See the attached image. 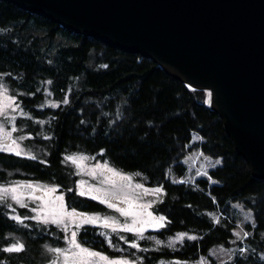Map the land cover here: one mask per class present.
Wrapping results in <instances>:
<instances>
[{
    "label": "trees",
    "instance_id": "obj_1",
    "mask_svg": "<svg viewBox=\"0 0 264 264\" xmlns=\"http://www.w3.org/2000/svg\"><path fill=\"white\" fill-rule=\"evenodd\" d=\"M0 80L17 91L28 114L19 123L32 134L28 147L33 153L0 151V184L26 179L54 183L67 193L70 208L103 212L104 204L77 193L74 166L66 162L75 152L95 155L164 189L165 198L155 207L164 217L161 236H195L172 250L142 240L140 264L202 257L211 264L212 249L230 247L235 238V205L252 211L254 221L245 225L250 233L241 243L245 252L228 264H264V179L254 176L237 151L223 118L211 109L209 91L192 88L141 54L1 0ZM194 134L201 140L194 142ZM193 150L222 162L195 184L178 182L175 177L187 176L183 160ZM9 205L0 202V264H44V243L60 242L52 235L56 228L50 233L35 222L24 226L12 214L27 210ZM19 239L22 251H3ZM80 239L97 252L122 253L116 240L112 247L92 226L81 230Z\"/></svg>",
    "mask_w": 264,
    "mask_h": 264
},
{
    "label": "water",
    "instance_id": "obj_2",
    "mask_svg": "<svg viewBox=\"0 0 264 264\" xmlns=\"http://www.w3.org/2000/svg\"><path fill=\"white\" fill-rule=\"evenodd\" d=\"M141 54L194 89L264 179V0H1Z\"/></svg>",
    "mask_w": 264,
    "mask_h": 264
},
{
    "label": "rangeland",
    "instance_id": "obj_3",
    "mask_svg": "<svg viewBox=\"0 0 264 264\" xmlns=\"http://www.w3.org/2000/svg\"><path fill=\"white\" fill-rule=\"evenodd\" d=\"M0 85H3V87L0 88V92L3 93V95H0V106H3L5 109L4 115H0V128H2L3 130L2 132H0V145H7L10 144L12 140H16L17 145L20 149V155L33 156V153H31L32 148L28 147V141L32 137V134H30L26 130L24 124L22 125L19 123V118L25 116L27 117L28 114L22 109L21 104H19V95L17 91H13L10 85L4 80H0ZM51 103L56 105L54 101ZM8 105H10L11 107H8ZM3 133H8L9 135L5 137ZM21 137H23V139H21ZM193 140L194 142H198L201 140V138L198 135L194 134ZM1 152L15 153L14 151L7 150ZM67 157H73L76 160L75 163H73V161L69 159H67L66 162L68 164H72L71 166H74V173L77 176V193L79 194L81 191H85V197L87 198H91V196L95 194L98 197V199H96L95 201L101 203L100 200L105 199V202L102 204H104L107 208L103 212L88 213L76 211L77 213H85L88 216L99 217L100 219L94 224H84L82 220L78 218H66V224H52L51 222L44 223V212L43 210L39 209V205L49 200V197H45L43 191H37L34 194L35 197H43V199H32L29 198V193L32 192V189H28L26 187L19 188L17 195L23 193V195H20V199L26 205V207L23 208L27 210L28 214H26V212L20 213L16 210L12 214V216L20 217V220L18 221H20L24 226L29 225L28 223L30 222H35L37 226L42 229V231H49L50 233H52L50 230L52 227H54L56 228V230L53 231L52 235L55 239H60V242H58L59 244H52L49 242L44 243V252L48 256V260H46L44 264H52L53 261H55L56 264H64L65 255L68 256V264H73L70 252L66 251V253L64 254H57L53 251H50V249L54 248L68 250L70 248V244L69 240L65 238H70L72 232L77 233L76 239L78 243H81L84 247L93 250L89 246L84 245L80 239L81 230L87 226H92L98 234L103 236L106 241H108V243L110 242L109 245L111 244L112 247H116L117 243L120 253L122 252L121 255L119 257H114L106 254L107 256L117 259L126 258L129 261H135V264H140L139 261H143V259L141 258L143 255V246L141 245L142 240L149 241V243L151 242V245L154 248L166 247L172 250L178 248L180 244L184 243V241L189 237H195L194 235L185 232H179L166 237H163L158 233V231H161L165 227V222L164 220L159 221L158 219L153 221L152 218L162 217L161 215L156 214L157 212L155 210V207L165 198V192L161 187H150L149 185H147L146 177L143 176V174L123 171L111 164L109 161L101 160L95 155H90L84 152L71 153L68 154ZM80 157H84L85 159L81 160ZM216 160L218 159L205 156L201 150H193V152L189 153L185 160H183L188 167V173H186L187 176L179 178L175 177V179L178 180V182L195 184V181L198 178L209 176L208 172L221 164H216ZM97 165H99V167H97ZM107 168L113 169V171L118 174L113 175V173L107 171ZM92 173H94V175H92ZM26 182L32 183L34 187H55L57 191L50 194V196L54 198L55 196L62 194L64 196L65 209L67 211H70L72 209L67 204V193L62 192L60 187L54 183L41 180L26 179L18 180L16 182L8 184L2 183L0 184V188L16 187L17 185H22ZM137 183L142 184L143 188L139 190L135 189V185ZM89 188L99 189V191L88 193L87 189ZM157 188L160 189V192L154 191ZM105 192L115 195H109L107 198H105L103 196V193ZM11 195V193H8L5 199L0 200V202H9V204L15 205L16 209L21 208L19 204L11 199ZM126 196L132 198L135 204L145 206L150 205V207H146L143 210L139 208L133 209V211L141 212V215L138 217L140 220L149 221V223H145L143 225L142 233L140 234H137L136 232L123 231L122 226L126 223L130 224L132 218H126L119 212H117L114 208L108 207V203H113L120 208L127 209L128 204L121 203V201H123ZM234 208H236L235 210H237L236 218H238L239 220V222H237V229L235 230V238L230 247L218 246L212 249L211 256L214 258V261L212 260L211 264L212 262L214 264H228L237 259V257L241 256L246 250L245 247H241V243H244L246 238L250 234L246 231L245 225L254 221V215L252 211L244 209L241 205H235ZM33 209L37 210L33 211ZM148 213H151L152 216L150 217ZM38 216L41 217V219L31 218ZM25 217L29 218L25 219ZM105 220H107L110 224L120 226V228L115 232L112 231L111 227L105 228ZM160 224H162L163 226L160 227ZM77 225H79V227H77ZM181 233L186 235H184L181 239H177V234ZM245 233H248V235L245 236ZM121 237H123V239H121ZM114 240H116V243ZM157 240H159L161 243H156ZM17 243L23 244L20 239L14 242V244ZM133 243L137 245L136 248L131 247ZM209 260V258L206 259L205 257H202L195 262H182L179 260L162 259L157 264H210L208 263Z\"/></svg>",
    "mask_w": 264,
    "mask_h": 264
},
{
    "label": "snow or ice",
    "instance_id": "obj_4",
    "mask_svg": "<svg viewBox=\"0 0 264 264\" xmlns=\"http://www.w3.org/2000/svg\"><path fill=\"white\" fill-rule=\"evenodd\" d=\"M3 85H0V88H2ZM0 95H3L2 92H0ZM12 99V98H9ZM8 107H11L10 105H8ZM4 107L0 106V115H4ZM15 130V129H13ZM2 128H0V132H2ZM3 135L5 137H7L9 134L8 133H3ZM21 139H23V137H21ZM14 151L15 154L17 156L20 155V149L19 146L17 145L16 140H12L10 144L7 145H0V151ZM34 159V157H33ZM67 159L72 160L73 163L76 162L75 158L73 157H67ZM81 160L85 159L84 157H80ZM216 164H220L221 161L218 159L215 162ZM97 167H99V165H97ZM107 171L110 173H113V175H117L118 173H115L113 171V169L111 168H107ZM92 175H94V173H92ZM22 187H26L28 189H32V192L29 193V198L32 199H43V197H35V192L37 191H43L44 192V196L45 197H49V200H47L45 203L39 205V209L43 210L44 212V216H43V222L44 223H49L51 222L52 224H66V218H78L80 220H82V222L84 224H94L96 223L100 218L96 217V216H88L85 213H77L75 209H71L70 211H67L65 209V205H64V196L58 195L55 196L54 198H52L50 196V194L55 193L57 191V189L55 187H40V186H35L32 183H25L22 185H17L16 187H11V188H0V200L5 199L6 195L8 193H11V199L13 201H15L17 204H19V206L21 208L26 207V205L21 201L20 199V195H23V193H21L20 195H17L18 189L22 188ZM143 185L137 183L135 185V189L139 190L142 189ZM71 191V190H70ZM98 192L99 189H93V188H89L87 189L88 193L91 192ZM147 191V190H145ZM155 192H160V189L157 188L154 190ZM80 196H85L86 192L85 191H81L79 193ZM109 195H115V194H110V193H103V196L105 198H107ZM91 199L96 200L98 199L97 195L93 194L91 196ZM101 203L105 202V199H101L100 200ZM121 203H127L128 204V208L124 209V208H120L117 205L113 204V203H108V207L109 208H114L117 212H119L122 216L128 218L131 217V223L128 224H124L122 226V230L126 231V232H136L137 234L142 233V228L143 225L145 223H149V221H144V220H140L138 217L141 215V212H136L133 211L134 208H139L141 210H143L146 207H150V205L145 206V205H138L135 204L132 198L129 197H125L123 201H121ZM9 207H11V205H9ZM37 209H33V211H36ZM148 215L151 217L152 214L148 213ZM29 217H25V219H28ZM32 219H41V217H31ZM13 219L16 220H20V217H13ZM153 221L155 220H159L162 221L164 220V217H159V218H152ZM139 225V226H138ZM160 227H162L163 225L160 224ZM77 227H79V225H77ZM104 227L108 228L111 227L112 231L115 232L117 231L120 226H117L115 224H110L107 220L104 221ZM184 235L186 234H177V239H181ZM245 236L248 235V233L244 234ZM77 233L76 232H72L70 238L66 237L65 239L69 240V244H70V248L68 250L65 249H61V248H54V249H50V251H53L57 254H64L67 252L71 253V259L73 260V264H135V261H129L126 258H110L109 256H107L104 253L101 252H97L91 249H88L86 247H84L81 243L77 242ZM190 239H195V237H189ZM121 239H123V237H121ZM110 243V242H109ZM156 243H161L159 240L156 241ZM131 247L136 248L137 245L135 243H133L131 245ZM23 250V245L22 244H12L6 248L3 249L4 252H8V253H15V252H20ZM52 264H56L55 261L52 262ZM64 264H68V256L65 255V259H64Z\"/></svg>",
    "mask_w": 264,
    "mask_h": 264
}]
</instances>
